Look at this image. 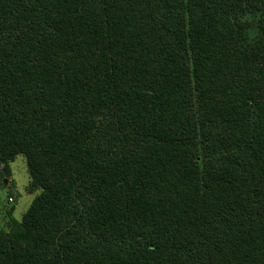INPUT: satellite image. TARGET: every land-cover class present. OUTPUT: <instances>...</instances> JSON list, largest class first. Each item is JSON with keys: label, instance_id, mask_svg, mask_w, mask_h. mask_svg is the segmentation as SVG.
I'll return each instance as SVG.
<instances>
[{"label": "trees", "instance_id": "obj_1", "mask_svg": "<svg viewBox=\"0 0 264 264\" xmlns=\"http://www.w3.org/2000/svg\"><path fill=\"white\" fill-rule=\"evenodd\" d=\"M20 155L0 264H264V0H0Z\"/></svg>", "mask_w": 264, "mask_h": 264}, {"label": "rangeland", "instance_id": "obj_2", "mask_svg": "<svg viewBox=\"0 0 264 264\" xmlns=\"http://www.w3.org/2000/svg\"><path fill=\"white\" fill-rule=\"evenodd\" d=\"M11 175H0V229H8L13 218L21 222L40 192H32L27 160L18 156L10 164Z\"/></svg>", "mask_w": 264, "mask_h": 264}]
</instances>
